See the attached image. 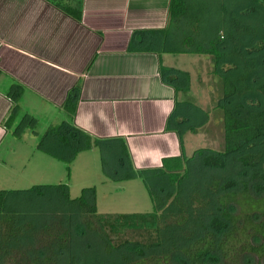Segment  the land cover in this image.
Listing matches in <instances>:
<instances>
[{
	"label": "crops",
	"instance_id": "obj_1",
	"mask_svg": "<svg viewBox=\"0 0 264 264\" xmlns=\"http://www.w3.org/2000/svg\"><path fill=\"white\" fill-rule=\"evenodd\" d=\"M52 1L0 0V149L9 137L8 151L32 135L34 154L45 155L49 169L50 160L63 163L55 156L71 153L46 132L66 125L59 131L96 141L75 153L68 178L78 169L102 171L118 185L127 163L134 171L159 170L162 160L205 148L204 127L217 109L206 99L197 104L208 92L197 55L172 53L181 51L182 37L165 31L169 0ZM73 88L78 96L68 115L63 104ZM196 139L203 144L194 147ZM99 146L115 153V165L109 158L103 166L100 153L102 167L88 170L84 154L99 155Z\"/></svg>",
	"mask_w": 264,
	"mask_h": 264
},
{
	"label": "trees",
	"instance_id": "obj_2",
	"mask_svg": "<svg viewBox=\"0 0 264 264\" xmlns=\"http://www.w3.org/2000/svg\"><path fill=\"white\" fill-rule=\"evenodd\" d=\"M189 2L168 1L165 31L172 29L174 37L179 34L182 37L181 51L173 50L172 53L203 55L210 59L211 74L220 81L215 109L221 113V150L197 149L190 157L162 160V168L152 171H134L127 163L123 177L117 181L139 180L151 210L101 215L97 213L94 187L83 188L77 197L70 198L66 184L68 165L75 153L88 150L96 141L77 132L73 137L71 130L65 134L59 131L66 125L49 129L47 134L59 137L62 153H71L67 158L55 156L66 165L67 180L63 184L33 185L23 190H0V222L4 223L0 226V264H83L82 259L67 255L64 250L73 239L83 240L88 234L97 235L106 254L113 256L108 264L264 262V159L260 151H250L264 144V60L258 59L264 53V0H247L251 6L236 4L235 9L221 5L222 25L205 39L195 31V34L182 32L181 19L189 14ZM257 13L261 15L257 17ZM192 16L190 22L195 21ZM221 65L230 72L237 71L238 75L229 78L224 74L227 71H219ZM170 71L161 70L163 74ZM77 96L76 88L66 95L63 108L68 115L73 113ZM231 100L232 106L229 105ZM228 159L247 172V180L240 181L238 187L233 188L232 182L220 186L219 180L212 181L211 190L206 194L195 184L187 185L193 171L204 173L222 169ZM249 182H261L262 186H256L258 190L252 194ZM19 194L37 201L58 203L63 215L43 225H34L31 219L40 209L24 212L10 205ZM169 208L175 209L171 215H177L175 227L181 225L183 228L184 235L180 239L166 231ZM24 222L28 225L23 226ZM106 230L112 234L118 230L134 231L138 239L113 244ZM21 234V241L6 240L11 236L21 237ZM29 234L31 236L24 239ZM26 247H29L26 252H19ZM83 249H87L86 244Z\"/></svg>",
	"mask_w": 264,
	"mask_h": 264
},
{
	"label": "rangeland",
	"instance_id": "obj_3",
	"mask_svg": "<svg viewBox=\"0 0 264 264\" xmlns=\"http://www.w3.org/2000/svg\"><path fill=\"white\" fill-rule=\"evenodd\" d=\"M225 4L228 9H235L234 5H242L243 7L245 4L249 5L247 0H190L189 6V14L187 17L181 19L182 25V32L189 31L191 34L199 33V36L205 39L206 37L210 36V33L214 32L215 28L222 25L224 20L223 13L220 12V6ZM245 7V6H244ZM193 14V16L191 15ZM261 14L257 13V17ZM195 18L192 22L189 21V17ZM171 31H173L171 29ZM192 31V32H191ZM188 32V33H189ZM172 47H175L172 45ZM177 47V46H176ZM195 59H200V63L198 64V74L202 76L204 83L208 86V92H205V98L202 96L198 99L197 104H202L203 99H206V103H208L209 108L213 110L215 108L216 103H218V97L220 95V81L218 77H214L211 74V62L208 57L203 55H197ZM258 59L260 61L264 60V53L259 55ZM191 63V61H190ZM224 69V74L229 76V78H234V76L238 75L237 71H228L225 70V67L221 65ZM192 70V69H191ZM210 72V73H209ZM223 74V73H222ZM223 74V75H224ZM225 75V76H226ZM234 101V100H233ZM236 103V102H235ZM230 106L234 105L229 104ZM228 106V105H227ZM250 104H248V109H250ZM199 114L200 112L197 111ZM210 123L205 125L203 136L205 138V148L213 149L216 151L221 150L222 147V129H221V113L219 110L213 111L209 117ZM21 130V129H20ZM32 135H28L25 133V136L21 138L20 143L11 145L9 151L6 149L8 147V140L10 137L5 141L3 146L0 149V190H23L27 189L33 185H48V184H63L67 180L66 177V165L60 163L56 160L53 161L52 167L49 169L43 168L42 166L45 165V159L48 158L37 152V155L34 154V150L32 149L36 143L31 138ZM184 136V135H183ZM210 142H208V140ZM198 144H203L200 140L196 139L192 145L196 147ZM98 150H94L91 154H84L85 158L87 155L91 157L87 160V165L90 169L88 170H95L96 168L102 167L100 162L98 164V160L101 158L104 159L105 167L107 168L108 159L111 161L112 165L114 159L111 158L114 156L115 153L107 154L106 150L103 147H98ZM8 151V153H5ZM250 151L256 152L260 151L262 153L264 159V144H260L256 148H251ZM20 155V156H16ZM43 155V156H42ZM44 157V158H43ZM31 158V159H30ZM115 158V157H114ZM80 160H83L81 158ZM28 161V162H26ZM103 162V161H102ZM225 166L222 169L213 170L211 169L209 172H198L193 171L192 177L190 178L192 183H188L187 185L191 187L192 185H196L198 190L206 191L211 190L212 181H220V186H226L225 184L228 182L233 183V188L239 186V182L242 180H247V172H244L243 169L232 160L228 159L225 160ZM79 163V167L85 165V163ZM81 163V164H80ZM109 164V163H108ZM47 167V166H46ZM35 169H40L41 173L34 172ZM107 170V169H106ZM105 170V171H106ZM73 173V172H72ZM104 172L101 173H94L91 172L87 175H83L82 170H76L72 177L66 182L68 186V192L70 198H75L79 195L80 189L83 187L95 186L96 193H95V204L97 213L101 215H115V214H132V213H146L150 212L151 204L148 200L146 191L139 180L133 179L129 181H123L118 185L112 184V182L103 180L105 177ZM106 175H110L107 171ZM101 183H104L103 185ZM249 189L252 194H255L258 188L256 186H262L261 182H249ZM200 188V189H199ZM207 194V193H206ZM184 195V194H183ZM10 205L13 206L14 209L24 211V212H34L40 211L34 218L31 219L32 224L34 225H43L47 221L50 222L53 220L54 217H58L63 215L62 208L58 207L57 204L48 203L44 200H35L33 197H29L27 195H15L13 201H10ZM175 211L174 208H169L167 212V216L165 219V224L167 226L168 235L174 236L177 239H180L181 236L184 235L182 232L183 228H180L181 225L175 227V223L177 221V215H171L170 212ZM171 217V218H170ZM175 217V219L173 218ZM174 222V224H173ZM4 223L0 222V226H3ZM10 225V224H8ZM24 225H28L26 222L23 223ZM58 229V228H57ZM177 229V230H176ZM56 232V231H53ZM107 235L112 241L113 244L116 242L124 241V240H136L138 239L137 233L130 230H118L117 233H110L107 231ZM57 233V232H56ZM31 236L25 235L24 239ZM21 237H10L6 240L9 242H14L16 240L22 239ZM1 240V239H0ZM35 243V242H34ZM84 244L87 245V249H83ZM29 247L26 249H20V253H24L28 250ZM17 252V251H16ZM13 254H20V253ZM64 252L68 255H76L78 259H82L84 262L83 264H108L112 259V255H108L105 252L104 246L95 234H88L86 238L82 239H73L71 243L68 244ZM12 254V255H13ZM17 256V255H14ZM176 259V258H175ZM252 262V263H251ZM250 264H253L252 260H249ZM7 264V263H5ZM221 264V263H220ZM241 264H243L241 262ZM264 264V262H261Z\"/></svg>",
	"mask_w": 264,
	"mask_h": 264
}]
</instances>
